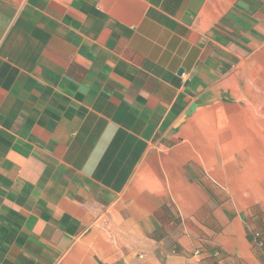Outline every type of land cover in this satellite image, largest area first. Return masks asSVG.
Segmentation results:
<instances>
[{
    "label": "crops",
    "instance_id": "0c3cea01",
    "mask_svg": "<svg viewBox=\"0 0 264 264\" xmlns=\"http://www.w3.org/2000/svg\"><path fill=\"white\" fill-rule=\"evenodd\" d=\"M264 0H0V264H261Z\"/></svg>",
    "mask_w": 264,
    "mask_h": 264
},
{
    "label": "rangeland",
    "instance_id": "374dc122",
    "mask_svg": "<svg viewBox=\"0 0 264 264\" xmlns=\"http://www.w3.org/2000/svg\"><path fill=\"white\" fill-rule=\"evenodd\" d=\"M259 263L264 264V258H261Z\"/></svg>",
    "mask_w": 264,
    "mask_h": 264
}]
</instances>
